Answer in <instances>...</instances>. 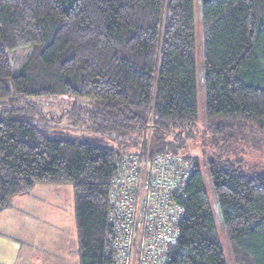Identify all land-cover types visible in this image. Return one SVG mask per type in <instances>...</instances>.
<instances>
[{
	"label": "trees",
	"instance_id": "16d2710c",
	"mask_svg": "<svg viewBox=\"0 0 264 264\" xmlns=\"http://www.w3.org/2000/svg\"><path fill=\"white\" fill-rule=\"evenodd\" d=\"M200 1L201 116L193 0H0V210L69 184L79 264H111L117 161L146 153L181 185L167 263L226 264L199 151L233 264H264V164L223 152L264 132V0ZM23 48L12 74L8 53Z\"/></svg>",
	"mask_w": 264,
	"mask_h": 264
},
{
	"label": "rangeland",
	"instance_id": "374dc122",
	"mask_svg": "<svg viewBox=\"0 0 264 264\" xmlns=\"http://www.w3.org/2000/svg\"><path fill=\"white\" fill-rule=\"evenodd\" d=\"M194 3V37H195V70H196V87H197V103L198 114L203 115L205 108L206 92L204 88V59H203V36L201 25V8L202 3L200 0H193ZM29 48H23L18 50L9 51L10 67L12 74L16 73L20 66L26 59V53L29 52ZM198 146V143L194 140L192 143ZM224 150L225 157L231 156L233 160L240 159L245 167L250 170L257 168L264 164V132H257L254 129H250L243 137V141L237 145ZM238 148V149H237ZM223 150V148H222ZM199 151V168L202 174V181L204 183L205 191L211 205L212 214L214 215V223L220 237V247L223 250V258H225L226 264H233L230 255L229 247L227 245L226 238L223 234L221 225V214L217 203L215 202L214 192L212 191V183L209 178L208 170L206 169L205 160ZM224 157V158H225ZM256 165V166H254ZM187 167V166H185ZM185 169V168H184ZM32 188V192L29 194V199H26V205L21 206L22 211L20 222L18 223V229L20 233H28V221L31 223L32 233L30 236L24 234L18 240L28 241L27 237L32 238L35 246V255L42 259H46L48 264H79V255L77 254V238L74 227V200L72 198V187L69 184L54 185L51 184L54 191L57 193H51V190L44 184L40 183ZM46 186V187H40ZM37 187V188H36ZM40 187V188H39ZM56 187V188H55ZM19 206V205H16ZM25 207V208H24ZM25 214L32 219H26ZM22 227V228H21ZM38 236V240L35 237ZM29 251V249H28ZM70 252L69 255L64 256V252ZM73 254V256H72ZM139 264V263H138Z\"/></svg>",
	"mask_w": 264,
	"mask_h": 264
},
{
	"label": "built area",
	"instance_id": "2783aa9c",
	"mask_svg": "<svg viewBox=\"0 0 264 264\" xmlns=\"http://www.w3.org/2000/svg\"><path fill=\"white\" fill-rule=\"evenodd\" d=\"M126 157L117 161L119 198L112 199L108 212L111 264H168L169 247L178 239L184 216L183 206L173 199L181 185L167 174L166 157L148 160L147 153Z\"/></svg>",
	"mask_w": 264,
	"mask_h": 264
},
{
	"label": "crops",
	"instance_id": "0c3cea01",
	"mask_svg": "<svg viewBox=\"0 0 264 264\" xmlns=\"http://www.w3.org/2000/svg\"><path fill=\"white\" fill-rule=\"evenodd\" d=\"M45 185L51 190V193H57L51 185ZM30 192L14 196L11 200V205L8 208L0 210V264H48L46 261L47 258L42 261V259L35 255V246L32 238L27 237L28 241L18 240L24 234L30 236L32 233L31 223L29 221L27 222L28 229H26L28 233L24 234L20 233L21 231L18 229L17 223V221L20 222L21 220V217L18 216L21 215V208L26 205V199L30 200L28 198ZM22 213L26 219L32 220L28 217V214ZM35 239L38 240V236ZM69 253H72V251H65L63 254L67 256Z\"/></svg>",
	"mask_w": 264,
	"mask_h": 264
}]
</instances>
